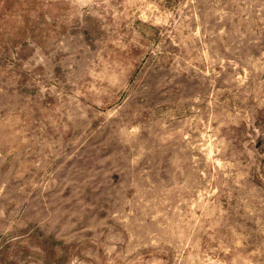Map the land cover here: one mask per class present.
<instances>
[{"label":"rangeland","instance_id":"1","mask_svg":"<svg viewBox=\"0 0 264 264\" xmlns=\"http://www.w3.org/2000/svg\"><path fill=\"white\" fill-rule=\"evenodd\" d=\"M0 264H264V0H0Z\"/></svg>","mask_w":264,"mask_h":264}]
</instances>
